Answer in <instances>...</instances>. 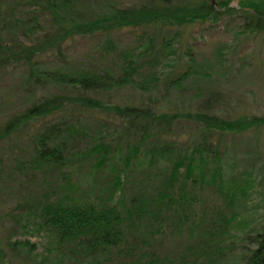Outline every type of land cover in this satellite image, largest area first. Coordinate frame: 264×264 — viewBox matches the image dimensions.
Returning a JSON list of instances; mask_svg holds the SVG:
<instances>
[{"label": "rangeland", "instance_id": "obj_1", "mask_svg": "<svg viewBox=\"0 0 264 264\" xmlns=\"http://www.w3.org/2000/svg\"><path fill=\"white\" fill-rule=\"evenodd\" d=\"M221 1L177 0L179 7L184 8L213 4L220 14L205 22L129 26L111 30L106 36L101 33L76 36L64 43V58L50 52L42 58L41 66L64 74L104 70L117 75L122 67L134 61L132 84L90 96L109 105L152 109L159 114L199 112L227 121L264 117V32H244L238 11L232 16L221 14ZM100 2L96 8H103L106 13L113 5L131 9L142 7L148 0ZM238 3L235 0L240 10ZM33 5L32 0H0L8 15L7 24L27 18L25 14L35 8L41 9ZM150 37L155 44L154 53L138 58ZM164 40L172 49L162 53ZM107 41L115 47L109 57L103 55L107 52ZM184 73L186 77L176 85V79ZM66 91L58 85L34 83L25 66L11 68L0 74V125L33 100ZM211 95L214 103L208 104ZM97 119L82 125L94 129L97 123L101 124L100 136L116 147L119 134L113 133L117 129L114 119L106 114ZM199 128L198 123L181 118L164 137L167 145L174 148L171 155L184 153L186 148L190 152L195 143L203 146L207 182L189 190L191 200L185 210H176L177 216L162 234L151 231L154 235L147 236L148 230L144 228L135 232L134 224L128 226L129 232L119 246L93 255L59 246L41 223L43 209L56 201L108 206L111 203L121 208L124 203L130 205L135 197L153 198L156 185L169 172L168 156H161L154 168H150L147 147L152 142H146L128 178L125 174L120 176L124 177L120 185L111 167L120 160H112L97 170L89 158L71 156L72 160L62 169L41 167L33 163L26 131L3 140L0 143V239L4 245L6 242L9 255L15 257L14 263L143 264L146 257H154L166 260L167 264H206L207 260L199 256L211 250L216 254L212 258L217 264H243L244 254L255 248V244L249 243L255 235L253 232L264 230V125L244 132L211 130L206 133L205 141L197 139ZM91 129L87 132L89 138L77 144L79 148L86 149L85 144L97 137ZM123 137L126 142L135 141L127 135ZM215 174L219 175L217 185L209 183ZM177 218L182 222L180 226L174 224ZM16 240L24 246L13 252L8 243Z\"/></svg>", "mask_w": 264, "mask_h": 264}, {"label": "trees", "instance_id": "obj_2", "mask_svg": "<svg viewBox=\"0 0 264 264\" xmlns=\"http://www.w3.org/2000/svg\"><path fill=\"white\" fill-rule=\"evenodd\" d=\"M100 1L32 0V4H35L33 6H39L41 9L35 8L33 12L25 14L27 18H17L16 22L10 24L6 23L8 15L0 6V74L13 67L25 66L29 69V78L34 83L44 86L58 85L59 88L67 90L62 95L48 93L33 100L23 111L1 124L0 143L19 131H26L33 150V163L54 169H62L74 156L89 158L92 167L97 170L102 169L112 160H120L119 164L114 161L111 166L112 171L116 172V179L120 185L123 184V178H128L130 175L135 165L134 161L138 159L146 142H152V145L147 147V154H150L148 165L150 168H154L161 156L169 157H167L170 161L169 172L156 185L153 198L152 196L148 199L135 197L130 205L126 206L123 202L121 208L111 203L108 206L56 201L55 204L43 209L41 223L59 246H69L72 247L70 250L73 252H83L88 255L119 246L129 232L128 226L134 224L132 230L135 232L137 230L140 232L142 231L140 228H144L148 230L147 236H153L154 233L157 235L158 232L162 234L171 219L177 216L176 210H185V205L190 203L189 190L197 189L199 185L207 182L206 158L201 143H195L190 152L186 148L184 153L171 155L174 148L169 147L168 142L164 140L181 118L200 125L197 139L203 141L206 140V133L211 130L244 132L264 125V117H246L227 121L215 115L199 112L182 115L159 114L152 109L109 105L90 96L91 93L98 94L132 84L134 61L127 67H122L117 75L104 70L92 72L84 70L77 74H64L44 69L41 66L42 58L50 52H57L58 56L64 58V43L76 36L85 37L97 33L106 36L111 30L129 26L152 27L159 23L172 25L176 22L184 24L189 20L205 22L208 19L218 18L220 14L213 4L202 3L195 7L184 8L179 7L180 2L178 3L177 0H148L142 7L131 9H120L113 5L103 13V8L102 10L96 8V5L101 4ZM238 2L240 10H237L235 0H222L219 4L222 9L221 14L232 16L238 11L237 15L242 19L244 32H264V0H238ZM98 8L100 10H96ZM6 33L8 37L5 38ZM20 36H23L24 40ZM148 40L149 43L138 58L154 53V41L152 37ZM112 43L107 41V52L103 53L105 57L112 55L115 48ZM169 49H172L171 45L164 40L162 53ZM183 77H186V73L176 79V85L181 83L180 79ZM208 100H211L208 104H213V95ZM77 109L81 113H78ZM102 114L111 116L116 123L117 129L115 127L113 132L115 135L119 134L116 147L100 136L98 128L101 124L97 123L94 129L90 128L91 125H87L86 128L85 124L82 125L83 122L91 119L97 121ZM33 124H37L36 127ZM90 129L97 137L91 140V143L85 144L86 149L79 148L77 144L89 138L87 132ZM126 135L134 138L135 141L126 142L123 137ZM122 174H125L123 178L120 177ZM218 180L219 175L215 174L212 176V182L209 183L217 185ZM178 185L182 186L178 187ZM177 190L179 192L176 193ZM179 221L177 218L174 224ZM140 234L145 236L144 233ZM253 235L249 243L255 244V248L247 255L244 254L243 264H264V230L254 231ZM8 245L13 252H17L19 246H24L18 240L10 241ZM213 255L216 254L210 250L203 251L199 257L205 259V262L207 260L206 264H217L212 258ZM14 262L16 259L7 252L6 242L4 245L0 239V264H15ZM143 264L167 263L166 260L159 261L154 257H146L143 259Z\"/></svg>", "mask_w": 264, "mask_h": 264}, {"label": "water", "instance_id": "obj_3", "mask_svg": "<svg viewBox=\"0 0 264 264\" xmlns=\"http://www.w3.org/2000/svg\"><path fill=\"white\" fill-rule=\"evenodd\" d=\"M214 1V0H213Z\"/></svg>", "mask_w": 264, "mask_h": 264}]
</instances>
